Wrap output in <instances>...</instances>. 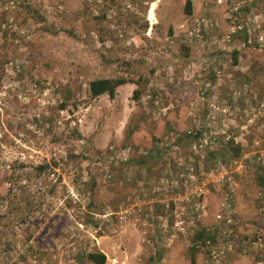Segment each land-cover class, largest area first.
I'll use <instances>...</instances> for the list:
<instances>
[{
  "label": "rangeland",
  "instance_id": "374dc122",
  "mask_svg": "<svg viewBox=\"0 0 264 264\" xmlns=\"http://www.w3.org/2000/svg\"><path fill=\"white\" fill-rule=\"evenodd\" d=\"M186 1L0 0V264H264V0Z\"/></svg>",
  "mask_w": 264,
  "mask_h": 264
},
{
  "label": "trees",
  "instance_id": "16d2710c",
  "mask_svg": "<svg viewBox=\"0 0 264 264\" xmlns=\"http://www.w3.org/2000/svg\"><path fill=\"white\" fill-rule=\"evenodd\" d=\"M184 12L186 16H191L192 15V3L190 0H187L184 6ZM38 15V14H37ZM43 32H49L51 30V28H47V27H42L41 28ZM55 34V33H53ZM264 47V45H263ZM234 54V63L237 61L236 60V56L237 53H233ZM184 59L186 58V56L183 57ZM258 69L261 68V63H257ZM254 68V69H256ZM153 70H151L152 72ZM260 76V75H259ZM254 79L256 81V75H254V78L249 77V76H245V81L246 83H250V81ZM128 83H132L129 80L122 78V77H115V78H99V79H94L92 81H90L88 83V93L92 98H96L99 97L101 95H105L107 94L109 96V98H113L114 94H115V90L120 87L123 86L125 84ZM136 84L138 85L137 90H135L133 92V99H139V97L142 95V88L143 84H144V80L139 79L138 82H136ZM73 137H77L80 138L77 135V132L74 131L73 132ZM187 140H190L191 138H186ZM67 157L69 159H71L72 161H76L79 157H82L81 154H75L74 152H72L71 150L68 151L67 153ZM84 157V156H83ZM148 158L149 160H157L156 156L149 153L146 156H142L140 159H137L135 161L136 164H147L148 162ZM54 165H56L54 163ZM47 165L45 166H39L37 169L40 170H44L47 169ZM13 176V174H6L5 176L3 175V179H7ZM14 179V178H13ZM13 179H11V181H13ZM92 186H96L95 182H92ZM211 241L212 238L209 237V233L207 231H205L204 229L199 230L198 232L195 233V235L192 237L191 240V246L188 250V258L191 264L195 263V257L197 255V253L200 251V246L201 245H206L208 241ZM85 259L90 262L91 264H105L106 263V256L97 251V252H89L85 254Z\"/></svg>",
  "mask_w": 264,
  "mask_h": 264
},
{
  "label": "bare ground",
  "instance_id": "6f19581e",
  "mask_svg": "<svg viewBox=\"0 0 264 264\" xmlns=\"http://www.w3.org/2000/svg\"><path fill=\"white\" fill-rule=\"evenodd\" d=\"M154 4H153V6H152V9H151V18H153L154 19Z\"/></svg>",
  "mask_w": 264,
  "mask_h": 264
},
{
  "label": "built area",
  "instance_id": "2783aa9c",
  "mask_svg": "<svg viewBox=\"0 0 264 264\" xmlns=\"http://www.w3.org/2000/svg\"><path fill=\"white\" fill-rule=\"evenodd\" d=\"M205 144H206V141H205Z\"/></svg>",
  "mask_w": 264,
  "mask_h": 264
}]
</instances>
